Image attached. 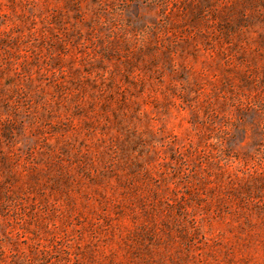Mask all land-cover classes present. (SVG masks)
<instances>
[{
  "label": "rangeland",
  "instance_id": "1",
  "mask_svg": "<svg viewBox=\"0 0 264 264\" xmlns=\"http://www.w3.org/2000/svg\"><path fill=\"white\" fill-rule=\"evenodd\" d=\"M0 264H264V0H0Z\"/></svg>",
  "mask_w": 264,
  "mask_h": 264
}]
</instances>
